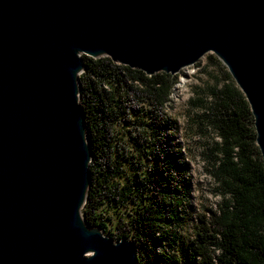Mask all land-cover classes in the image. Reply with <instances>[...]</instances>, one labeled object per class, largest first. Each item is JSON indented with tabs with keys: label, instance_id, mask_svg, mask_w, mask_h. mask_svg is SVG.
<instances>
[{
	"label": "water",
	"instance_id": "obj_1",
	"mask_svg": "<svg viewBox=\"0 0 264 264\" xmlns=\"http://www.w3.org/2000/svg\"><path fill=\"white\" fill-rule=\"evenodd\" d=\"M249 104L264 161V0H0V264H136L82 215V56L177 75L204 55Z\"/></svg>",
	"mask_w": 264,
	"mask_h": 264
},
{
	"label": "trees",
	"instance_id": "obj_2",
	"mask_svg": "<svg viewBox=\"0 0 264 264\" xmlns=\"http://www.w3.org/2000/svg\"><path fill=\"white\" fill-rule=\"evenodd\" d=\"M82 58L79 103L92 153L85 222L130 240L136 264H264V161L249 104L221 62L209 57L215 82L194 91L177 125L164 117L176 75ZM196 158L214 204L190 175Z\"/></svg>",
	"mask_w": 264,
	"mask_h": 264
},
{
	"label": "rangeland",
	"instance_id": "obj_3",
	"mask_svg": "<svg viewBox=\"0 0 264 264\" xmlns=\"http://www.w3.org/2000/svg\"><path fill=\"white\" fill-rule=\"evenodd\" d=\"M212 56L214 57V55L211 53L204 55L194 65L182 69L176 75L177 83L174 85L170 95V100L164 109L165 118L174 119L177 125H182L183 109L184 107H187V101L190 98L195 97L194 91L201 93V91H203L207 85L213 84L215 82L216 67L214 66V63L209 61V57ZM137 106L138 105H136V103L130 102L129 107L131 109H135ZM175 134L174 141L180 143L183 140L182 135L179 132H176ZM187 159L189 158L184 153L180 156V160L182 161ZM191 161L192 165L189 172L193 182L202 183L203 186L201 190L203 196L207 198L211 204L216 203L217 197L208 191L207 186H204V184H206V177L201 170V162L198 160V158H196L195 161ZM190 197L192 206L197 209L199 207V193L196 188L193 187ZM112 240L113 242H116V240ZM157 252H159V249H157Z\"/></svg>",
	"mask_w": 264,
	"mask_h": 264
},
{
	"label": "bare ground",
	"instance_id": "obj_4",
	"mask_svg": "<svg viewBox=\"0 0 264 264\" xmlns=\"http://www.w3.org/2000/svg\"><path fill=\"white\" fill-rule=\"evenodd\" d=\"M133 107V106H132Z\"/></svg>",
	"mask_w": 264,
	"mask_h": 264
}]
</instances>
